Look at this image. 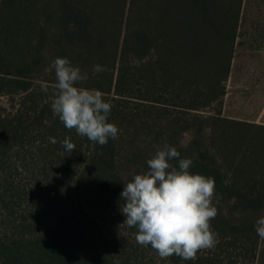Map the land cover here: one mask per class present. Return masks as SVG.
Wrapping results in <instances>:
<instances>
[{
    "label": "trees",
    "instance_id": "trees-1",
    "mask_svg": "<svg viewBox=\"0 0 264 264\" xmlns=\"http://www.w3.org/2000/svg\"><path fill=\"white\" fill-rule=\"evenodd\" d=\"M248 2L0 0V98L10 100L0 102V264H139L158 256L123 224L120 194L164 144L192 159L191 172L214 178L220 198L215 247L195 260H162L264 264L254 228L264 216V124L222 111ZM57 57L88 74L79 86L103 92L117 139L100 146L54 115ZM19 168L29 177L18 178Z\"/></svg>",
    "mask_w": 264,
    "mask_h": 264
},
{
    "label": "clouds",
    "instance_id": "clouds-1",
    "mask_svg": "<svg viewBox=\"0 0 264 264\" xmlns=\"http://www.w3.org/2000/svg\"><path fill=\"white\" fill-rule=\"evenodd\" d=\"M55 74L51 110L69 131L87 137L104 146L109 139H117L119 129L109 122L112 105L102 91L79 86L88 79L79 66L64 57L55 58L50 65ZM41 91H49L47 85ZM51 143H57L53 137ZM67 152L75 150L69 137L61 142ZM178 160V165L171 161ZM191 158H181L174 146L164 144L147 160V170L134 174L123 184L120 211L124 223L135 228V239L144 247H151L161 259L173 255L188 261L195 260L201 250L212 249L218 234L211 221L218 215L213 203L218 199L214 178L190 171ZM254 228L264 239V216Z\"/></svg>",
    "mask_w": 264,
    "mask_h": 264
},
{
    "label": "rangeland",
    "instance_id": "rangeland-1",
    "mask_svg": "<svg viewBox=\"0 0 264 264\" xmlns=\"http://www.w3.org/2000/svg\"><path fill=\"white\" fill-rule=\"evenodd\" d=\"M226 87L222 102L224 116L264 124V0H251L245 5L232 73ZM0 102L3 106L10 104L6 96L1 97ZM190 141V133L182 135L183 146ZM18 166H21L20 162ZM15 173L18 178L29 177L23 168ZM104 226L109 225L106 223ZM202 251L207 249L199 252ZM141 259L139 264H170L151 254H145Z\"/></svg>",
    "mask_w": 264,
    "mask_h": 264
}]
</instances>
